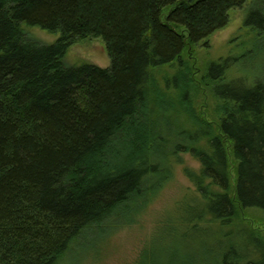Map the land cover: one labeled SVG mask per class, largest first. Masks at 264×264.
<instances>
[{
	"label": "trees",
	"instance_id": "obj_1",
	"mask_svg": "<svg viewBox=\"0 0 264 264\" xmlns=\"http://www.w3.org/2000/svg\"><path fill=\"white\" fill-rule=\"evenodd\" d=\"M245 3L0 0V264H56L84 230L140 193L157 172L147 152L119 169L94 162L146 110L151 70L181 61ZM23 24L59 39L29 41ZM243 25L264 33V12L247 11ZM87 38L102 40L109 68L64 66L68 48ZM231 63L206 70L219 113L215 133L198 130L191 140L205 138V146L183 147L200 164L188 176L203 203L189 215L223 225L239 208L264 211V79L225 80ZM249 242L218 264H264V242Z\"/></svg>",
	"mask_w": 264,
	"mask_h": 264
},
{
	"label": "rangeland",
	"instance_id": "obj_2",
	"mask_svg": "<svg viewBox=\"0 0 264 264\" xmlns=\"http://www.w3.org/2000/svg\"><path fill=\"white\" fill-rule=\"evenodd\" d=\"M251 9L264 12V0H246L228 13L225 28L187 47L181 61L151 70L146 110L130 121L94 164L119 169L147 152L157 172L145 180L140 193L100 224L84 230L56 264H218L228 249L244 250L251 239L264 242L262 210L239 208L227 225L192 219L189 210L203 201L188 174L198 175L200 164L183 148L188 143L205 146V138L191 140L196 131H216L217 103L208 93L205 77L210 64L231 60L225 80L264 79V33L243 25ZM20 30L40 45L59 39V33L38 27L23 24ZM62 62L67 68L110 66L100 38L77 41Z\"/></svg>",
	"mask_w": 264,
	"mask_h": 264
}]
</instances>
